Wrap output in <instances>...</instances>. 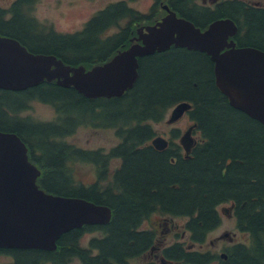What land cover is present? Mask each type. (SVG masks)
Instances as JSON below:
<instances>
[{"label":"trees","instance_id":"trees-1","mask_svg":"<svg viewBox=\"0 0 264 264\" xmlns=\"http://www.w3.org/2000/svg\"><path fill=\"white\" fill-rule=\"evenodd\" d=\"M189 2L202 13L192 14ZM170 3L201 27L218 17L238 16L237 12L225 14L218 6L201 8L192 0ZM18 4L8 8L10 17L0 7L1 34L16 37L33 52L52 53L66 63L87 68L127 46L130 29L144 17L125 0H116L95 11L76 32H51L32 40ZM236 8L243 11L239 3ZM124 18L126 24L107 33ZM245 23L249 34L244 42L264 48V14H249ZM138 63L135 82L118 96L88 97L55 80L20 90L0 88V130L13 131L24 140L29 158L40 169V187L110 207L107 222L86 226L101 232L90 240L97 248L95 255L79 250L90 263L121 264L127 255L147 249L153 231L139 226L150 214L158 213L186 216L182 232L188 233L187 240L164 247L166 259L188 264H264V124L229 103L216 84L214 63L204 51L170 45L140 56ZM33 99L51 104L55 116L40 120L22 115ZM181 101L191 103L187 114L199 132L188 156L177 141L169 139L162 149L150 143L156 133L149 121L160 120L167 108ZM79 125L113 127L120 140L106 152L66 142L64 137ZM114 157L120 164L108 177L106 167ZM78 159L97 166L96 181L84 184L73 178L71 163ZM221 203H234L236 226L249 238L224 247L226 257L190 246L202 245L219 224L217 206ZM83 229L76 227L65 235L74 240ZM1 254L14 256L12 262L3 264H44L47 251L0 247Z\"/></svg>","mask_w":264,"mask_h":264},{"label":"water","instance_id":"water-1","mask_svg":"<svg viewBox=\"0 0 264 264\" xmlns=\"http://www.w3.org/2000/svg\"><path fill=\"white\" fill-rule=\"evenodd\" d=\"M236 29L230 17L216 18L201 28L170 10L154 23L138 27L128 46L88 68L66 63L52 53L33 52L17 38L0 33V88L20 90L55 80L88 97L118 96L135 82L140 56L170 45L185 46L206 52L214 63L216 84L229 103L264 124V50L235 46L229 37ZM190 107L188 101L178 102L168 121ZM194 125L179 136L186 156L196 141L191 134ZM150 141L157 149L168 144L162 135ZM39 174L24 140L13 131L0 130V247L51 249L62 232L110 219L107 205L43 189L36 182ZM233 205L223 211L229 215ZM220 256L226 257L225 252Z\"/></svg>","mask_w":264,"mask_h":264},{"label":"rangeland","instance_id":"rangeland-1","mask_svg":"<svg viewBox=\"0 0 264 264\" xmlns=\"http://www.w3.org/2000/svg\"><path fill=\"white\" fill-rule=\"evenodd\" d=\"M116 0H36L34 3L31 14L34 15L39 21H42L46 25L52 24L55 28L65 31H75L83 27L87 19L98 9L104 7L108 3ZM130 5L137 9L144 10L148 7L151 0H127ZM202 2V0H197ZM210 1V0H208ZM8 0H0V5H7ZM127 19L124 18L121 21V25L126 23ZM136 25V24H135ZM134 25V26H135ZM133 26V27H134ZM137 26V25H136ZM135 26V27H136ZM116 28H111L107 33H113ZM172 106L167 108L164 116L160 120H150L154 131L158 135H162L165 138L178 142L180 134L191 123V119L185 112L177 120L173 122L168 121V116ZM22 115H28L33 119L48 120L55 116V108L48 103L39 101L37 99L31 100L27 109L21 112ZM177 130V135L173 137V131ZM193 131V130H192ZM196 139L199 137V132L194 130L191 133ZM64 140L68 143L74 144L77 147L87 149H101L102 151H108L111 146L119 142L120 138L116 135L113 127H94L91 125H79L74 129L72 133L64 137ZM120 159L118 157L111 158L107 164L106 171L108 177L110 173L118 167ZM73 170V178L76 181H81L84 184H88L97 180V166L84 159H78L76 162L71 163ZM106 174V173H105ZM107 176V174H106ZM99 184H104L99 181ZM228 203H221L217 206L220 213L221 220L217 226L211 229L206 239L200 244H193L194 248L209 249L213 252L219 253L224 250V247L237 241H247L248 234L241 231L236 226V220L234 215H226L222 210L223 206H228ZM150 217H159V223H156L158 231L159 244L163 247L172 242H176L181 238L187 240L188 233L182 237L183 224L186 220V216L180 215H160L158 213H152ZM166 223H165V222ZM145 227H152L153 223L143 221ZM170 224H174L173 228L166 229ZM185 233V232H184ZM83 240L87 239L82 237ZM189 240V239H188ZM182 241V242H184ZM186 245V242H185ZM3 258H0V260ZM69 264H80L78 262H71ZM133 264H140L133 261ZM171 264H188L183 261H175Z\"/></svg>","mask_w":264,"mask_h":264},{"label":"flooded vegetation","instance_id":"flooded-vegetation-1","mask_svg":"<svg viewBox=\"0 0 264 264\" xmlns=\"http://www.w3.org/2000/svg\"><path fill=\"white\" fill-rule=\"evenodd\" d=\"M8 1L9 2L6 6L0 5V7L7 9V13L10 17L11 14L8 8H10L15 3H19L18 6H19V11L21 13L20 15H22L26 19V21L28 20V22H26L29 25V30H30L27 32V34L29 35V36L27 35L28 39L31 38L32 40H37L39 38H43V35H46L47 33H51V32L73 33L77 31L75 30V31L63 32L62 30L55 28L52 24L46 25L42 21H39L34 15L31 14V9L34 3L36 2V0H8ZM125 1L130 7L134 8L135 10H137L140 14L144 16L142 19H140V21H136L133 24V26L135 24L137 26L135 25L136 27L134 26L130 29V35L128 37L129 39H131V37L136 35L138 27L142 25L154 23L155 21L163 17L170 10L174 11L176 15L178 16H184V15L179 14V12L176 9L171 7L170 0H151L148 7L144 10L137 9L133 7L132 5H130L127 0ZM192 2H196V4L199 7L205 8L208 10H213L215 7L218 6L221 12H224L225 14H228V15L237 12L238 14L237 17L227 16V15L222 16V17L232 18L233 21L237 25V29L235 33L233 34L235 45L236 46H253V47H257L259 49L264 50V48L260 46L244 42V39L248 37V34H249V32L247 33L248 29L245 23L246 17L249 14H254L257 12H261L264 14V0H210V1L202 0V2H199L197 0H192ZM187 3H188V0H187ZM238 3L242 6L243 11L240 8H236V6H238ZM187 9L194 10L191 2L187 4ZM194 13L198 15L202 13V11L194 10L192 11V14ZM121 21L118 24L113 25L111 27V28H116L112 32H116L122 26ZM76 197H79V196H76ZM228 214L232 215V212L228 210ZM146 220L149 222H152L153 226L145 227L144 222L142 221L139 228L141 230H144L146 228L151 229L154 234L153 242L147 249H143L140 252L133 254V255H127L121 264H133V261L138 262L140 264H171L173 262V260L169 259V261H165L163 263V259H162L163 258V254H162L163 248L166 246H170L175 242H172L163 247L159 244L158 231H157V227L155 226L156 223H159L158 222L159 217L149 216L148 218H146ZM88 224H91V223H84L83 225L78 227V228L84 227L85 229H83L80 232L79 236L75 238L74 240L72 238L68 239V236H66L65 233L72 232L71 230H73L76 227H73L61 233L60 236L55 241L56 242L55 247L51 249L42 248L45 251H47V255L46 256L43 255V258H42V260L44 261V264H69L71 262H78L80 264H103L104 262H100V261H96V263H90L89 260L87 259L88 256L95 255V252L97 251L96 247L90 245L91 237L101 234V232L97 229H89L88 227H86ZM173 225L174 224H170L166 229L173 228ZM181 236L182 237L184 236L183 232ZM82 237H85L87 239L83 240ZM178 241L182 242L184 241V239L181 238ZM79 250H85L88 256H85V257L81 256ZM0 258H3L0 260V264H3L8 261L12 262L14 260V256L12 254H1Z\"/></svg>","mask_w":264,"mask_h":264}]
</instances>
